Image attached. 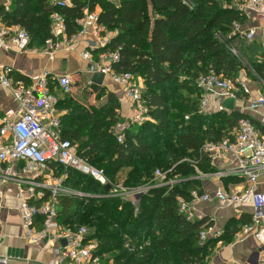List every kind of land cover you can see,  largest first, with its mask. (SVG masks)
<instances>
[{
  "label": "trees",
  "instance_id": "1",
  "mask_svg": "<svg viewBox=\"0 0 264 264\" xmlns=\"http://www.w3.org/2000/svg\"><path fill=\"white\" fill-rule=\"evenodd\" d=\"M71 1L60 7L51 0H14L12 11L0 7V20L25 27L32 36L30 47L41 48L52 36L53 13L63 15L67 34L73 35L87 10L97 12L103 34L112 35L95 55L119 52L112 68L143 80L148 119L131 123L120 141L115 126L121 103L114 95L108 94L102 105L88 107L68 94L60 97L57 106L67 110L61 116L62 137L112 182H118L127 169L123 186L149 188L135 203L122 195H106L105 185L74 167L52 163L55 175H65L66 187L85 194L59 196V221L73 229L87 226L88 239L96 240V254L103 264H207L218 244L234 242L252 215L229 219L220 234L203 240L202 232L214 227L215 221L209 216L192 220L180 211V200L191 202L193 191L204 192L200 174L218 171L201 149L231 137L241 118L250 119L263 133L264 127L235 109L203 112L197 78L214 71L235 83L238 98L245 97L240 73L246 69L264 80V44L249 43L233 32V23L245 24L247 18L238 0ZM236 41L242 44V50L237 49L241 58L229 47ZM249 52L255 57L246 58ZM16 78L28 81L21 74ZM103 88L93 81L84 91H94L100 98ZM157 169L174 182H154ZM222 180L229 184L244 178L228 175Z\"/></svg>",
  "mask_w": 264,
  "mask_h": 264
},
{
  "label": "built area",
  "instance_id": "2",
  "mask_svg": "<svg viewBox=\"0 0 264 264\" xmlns=\"http://www.w3.org/2000/svg\"><path fill=\"white\" fill-rule=\"evenodd\" d=\"M51 3L62 7L71 5L72 1L51 0ZM238 3L260 21L259 30L264 34V0H238ZM79 23L78 32L68 35L63 15L59 12L53 13L51 15L52 36L43 47L36 48L30 47L32 36L25 27L8 26L0 20V47L8 51L46 50L53 56L59 50L76 51L78 46L87 40V48L81 51V56L89 62L90 71L105 74L123 87L124 95L132 104V123L142 124L148 119L147 102L143 97V80L130 72H116L112 68L113 62L119 60V52L102 51L95 55V51L103 48L109 39L103 34L104 26L99 23L97 12L87 10ZM257 30L258 28L254 26L246 29L240 22L233 23V32L246 41H253ZM229 47L241 58L235 46L229 45ZM17 74L18 72L12 66L3 65L0 68V85L6 88L17 102L16 108L0 112V203L3 201L4 185L15 182L22 197L18 210L28 238L33 243H39L45 239H55L58 242L56 254L49 264L67 262L103 264L100 256L96 254V240L88 239L91 230L87 226L73 229L62 224L58 219L59 196L77 193L64 185L65 175L49 182L42 179L44 172L52 163L74 167L92 176L102 185L109 186V195H122L135 203L139 195L148 190L149 185L128 188L123 184L112 182L102 169L89 164L78 155L77 146L71 140L62 137L61 117L57 106L60 100L59 94L68 95L73 91L74 79L71 73L51 75L49 72H43L30 82L23 78H16ZM260 81L264 85V80L260 79ZM240 83L244 88L246 87L243 81L240 80ZM197 85L202 92L200 109L203 112H207L209 94H217L222 98H238L235 83L214 71L200 74ZM261 105H264V93L257 98L253 106ZM225 109L223 104H220L219 110ZM230 134L231 137H225L220 142L206 143L201 152L210 155L213 165H216L219 158L232 163L230 168L214 173L218 178L238 175L248 181L247 185L233 190L219 186L213 195L193 191L191 202L180 200V211L191 219L192 212L200 201L216 200L240 205L251 203L252 220L241 227L236 233L235 240L253 235L261 246L257 264H264V193L257 190L258 177L264 172V133L250 119L241 118ZM118 139L122 140V134H119ZM154 182L166 185L174 181H167L166 173L157 169ZM119 187L122 189L119 190ZM77 195L85 194L80 192ZM133 195H137V198ZM39 219L42 220V227L37 226ZM218 234L220 232L213 233L212 236ZM2 236L1 228L0 244ZM208 236H210L209 231L202 232L203 240ZM7 261L8 258L0 256V262L7 263Z\"/></svg>",
  "mask_w": 264,
  "mask_h": 264
},
{
  "label": "crops",
  "instance_id": "3",
  "mask_svg": "<svg viewBox=\"0 0 264 264\" xmlns=\"http://www.w3.org/2000/svg\"><path fill=\"white\" fill-rule=\"evenodd\" d=\"M4 6L8 11L14 8V0H0V7ZM242 8L241 6H239ZM243 9V8H242ZM245 10V9H243ZM247 13L245 24L246 29L250 27L258 28L254 37V41H259L264 44V34L259 30L260 21L253 17L251 12ZM111 33H107L109 38ZM87 40L83 41L76 51L59 50L53 56L46 50L34 52L31 49L27 50H4L0 47V68L3 65L12 66L18 74L26 76L28 81L36 78L43 72H49L51 75H61L68 72L74 75L78 74L104 87V94L97 98V93L94 91H87L84 89L73 91V95L81 103L86 106H99L104 104L108 99V94L114 95L121 103L118 109L119 122L115 126V131L122 134L123 130L129 127L132 123L133 109L131 102L126 98L123 92V87L120 84L113 82L105 74H93L89 69V62L82 58L81 51L87 48ZM240 80L246 85L245 97L235 98L230 102L227 98H220L217 94H209V105L207 112L213 113L219 110L220 104H231L228 110H238L245 113L258 121L264 127V105L254 107L257 98L264 93L263 83L251 76L246 70L240 73ZM60 97L64 96L59 94ZM17 102L14 100L10 92L0 85V112L10 108H16ZM67 110H60L58 113L60 117L65 114ZM218 169L224 170L230 168L232 163L227 160L217 159L215 165ZM215 173V172H214ZM214 173H201L199 178L202 183L204 192L213 195L219 186H224L228 190L245 187L248 181L245 179L240 183L225 184L222 178H218ZM57 176L52 168L44 172L43 180L49 182L55 181ZM3 201L0 203V229L3 230L2 241L0 244V256L8 258L7 263L0 264H49L50 260L56 254L57 240H43L39 243H33L27 236V230L22 220L21 214L18 210V205L21 201L20 190L15 182H8L3 187ZM257 190L264 193V172L258 177ZM244 213H253L251 203L246 205L228 204L217 202L216 200L200 201L196 204L194 212H192L191 219H201L205 216L211 217L215 221L214 227L209 230V235L221 232L231 218H239ZM38 227H42L41 219L37 222ZM260 244L253 236H247L241 240L226 245L219 243L218 247L212 254L207 264H257L260 252ZM70 264V263H65Z\"/></svg>",
  "mask_w": 264,
  "mask_h": 264
},
{
  "label": "rangeland",
  "instance_id": "4",
  "mask_svg": "<svg viewBox=\"0 0 264 264\" xmlns=\"http://www.w3.org/2000/svg\"><path fill=\"white\" fill-rule=\"evenodd\" d=\"M113 1L116 2V3H119L120 0H113ZM232 1H233V0H232ZM234 2H237V0H234ZM253 41H254V40H253ZM253 41H247V42L251 43V42H253ZM232 45L235 46L239 51L242 50V49H241L242 44H240L239 41H236V43H232ZM251 53H252V52H249L248 55H246V54H244V55H245L246 58H250V57L254 58L255 56L251 55ZM243 70H246V69H243ZM92 73H93V72H92ZM252 73H253V72H251L250 75L254 77V73H253V74H252ZM93 74H95V73H93ZM98 74H101V73H98ZM73 79H74V89H75V91H78V90H81V89L86 88L87 86L90 85L89 82H90V81H93V79L90 78V79H88V81L86 82L85 77H84V76H81V75H78V74L74 75ZM219 97L222 98L221 96H219ZM227 100H229L230 102H232V101H234V98L228 97ZM230 105H231V104H229V102H228V103H225V104H224V107H225L226 109H228V108H230ZM125 170H127V169H125ZM125 170H124V171H125ZM124 171H123V173L120 174L119 181H118V182H115V183H118L119 185H121V184L123 183V181H124V177H125V172H126V171H125V172H124ZM121 189H122V188L119 187V190H121ZM75 192L78 194V193H80L81 191H79V190H75ZM105 194H106V195H107V194H110V189H108V190H107V193H105ZM133 196H135V198H137V197H136L137 195H133Z\"/></svg>",
  "mask_w": 264,
  "mask_h": 264
},
{
  "label": "water",
  "instance_id": "5",
  "mask_svg": "<svg viewBox=\"0 0 264 264\" xmlns=\"http://www.w3.org/2000/svg\"><path fill=\"white\" fill-rule=\"evenodd\" d=\"M234 8H238V6L237 5H234ZM108 189H109V186H106Z\"/></svg>",
  "mask_w": 264,
  "mask_h": 264
}]
</instances>
